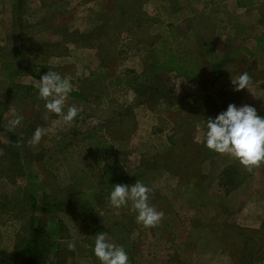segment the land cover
Instances as JSON below:
<instances>
[{
    "label": "rangeland",
    "instance_id": "rangeland-1",
    "mask_svg": "<svg viewBox=\"0 0 264 264\" xmlns=\"http://www.w3.org/2000/svg\"><path fill=\"white\" fill-rule=\"evenodd\" d=\"M238 1L245 2L0 0V194L15 198L23 190L40 201L44 193L72 201L56 214L37 211L35 221L46 239L37 264H94L89 247L100 231L123 245L135 264H247L249 251L257 255L254 264H264V164L249 172L229 155L204 152V144L195 139V123L215 117L230 103L264 111V0L248 6ZM78 29L86 31L80 34ZM152 44L173 49L187 68L180 74L163 73L169 93L165 104L154 109L158 120L154 118L151 137L144 139L150 124L140 120L144 107L137 90L144 78L150 83L154 76ZM62 55L70 56L63 63L67 74L94 76L93 83L85 82L92 96L81 103L76 127L46 110L38 85L16 86L27 82L23 75L33 68L39 72L36 64L63 73L58 61ZM116 71L123 78L114 84L109 76ZM243 72L251 76V87L234 91L231 79ZM134 98L139 104L125 108ZM120 109L125 114L113 120L112 112ZM17 116L20 123L9 130L8 121ZM160 119L165 120L162 130L157 129ZM105 124L109 132L103 137L112 146L99 150L97 138L82 141L93 126L102 132ZM38 126L46 135L31 145ZM72 129L81 132L73 131L74 136ZM9 131L24 146L13 144ZM159 152L173 155V170L144 175L145 165ZM100 153L113 164H124L128 185L140 181L152 188L150 203L164 214L156 227L137 223L128 207H112L108 195L100 192L101 163L95 158ZM230 165L236 168L235 183L226 191L220 181ZM31 230L26 218L0 217V264L22 262ZM71 241L74 251L67 246Z\"/></svg>",
    "mask_w": 264,
    "mask_h": 264
},
{
    "label": "clouds",
    "instance_id": "clouds-1",
    "mask_svg": "<svg viewBox=\"0 0 264 264\" xmlns=\"http://www.w3.org/2000/svg\"><path fill=\"white\" fill-rule=\"evenodd\" d=\"M39 81L38 96L45 102L46 110L62 117L65 122H73L83 108L75 104L66 105L70 93L75 90L72 82L51 70L42 75ZM231 84L234 91L249 90L252 78L247 72H243L237 78L231 79ZM19 123L18 116L10 119L9 130H14ZM194 127L197 143H203L207 149L216 153L229 155L247 171L251 172L264 164V116L259 115L254 106L230 103L226 110L215 117L196 122ZM44 135L45 130L38 126L28 143L36 145ZM152 191V188L140 181L132 185L114 184L108 200L114 208L128 207L135 213L137 223L152 228L160 223L164 215L150 203ZM67 246L70 251H74L76 243L71 241ZM92 251L100 264H130L129 254L124 246L112 242L103 231L96 233Z\"/></svg>",
    "mask_w": 264,
    "mask_h": 264
},
{
    "label": "trees",
    "instance_id": "trees-1",
    "mask_svg": "<svg viewBox=\"0 0 264 264\" xmlns=\"http://www.w3.org/2000/svg\"><path fill=\"white\" fill-rule=\"evenodd\" d=\"M245 2L238 1L239 6H248V5H254L256 4V0H244ZM24 0H20V4H23ZM81 36V35H80ZM261 43V40H260ZM154 44L150 45V53L152 54V65L154 66V69H152V72L154 73V76L150 83H148L147 78H144L143 83H139V88L137 90V100L141 101L142 104H146L149 107H153V104L157 105L159 103L164 102V96L169 93L168 87H166L165 83V77L164 72H175L177 74L182 73L183 70L187 68L186 63L183 61V58L179 56V54L175 53L174 50H162L155 47ZM24 49L23 44L20 45V52L22 53ZM240 54V52H239ZM28 64H31V62H28ZM34 65V64H33ZM35 68L38 69L39 72H36L34 68L31 71V73H34L38 77H41L42 75L46 74L49 69H53L47 65L44 64H36ZM29 70V68H26ZM147 73V72H144ZM143 74H141L142 77ZM145 76V75H144ZM123 78L122 75L115 76L111 81H115L114 84L120 83L117 81H121ZM113 83V82H112ZM137 85V84H136ZM135 85V86H136ZM143 88V89H141ZM171 88V87H170ZM72 95L74 97L79 98H85L84 95L73 92ZM258 114L261 116H264V111L257 110ZM3 122V114H0V123ZM165 123L162 119H160V125L157 127V129L162 130V126ZM8 134L10 135L11 142L13 144H17L24 146L23 139L20 138L17 134H15L13 131H9ZM104 135H100L99 137L94 135L93 139L97 138V146L99 150H103L105 147L112 146L111 142L107 140V137L104 138ZM101 137H103L101 139ZM206 153L214 152L206 148ZM208 153V154H209ZM175 154V152L173 153ZM177 156V155H176ZM174 156V158H176ZM178 157V156H177ZM207 157V154L205 155ZM98 159V162L101 163V168L99 170V180L97 184L101 186L100 192L102 194H106L109 196L110 190L114 187V184H129L130 178L126 172V168L124 164L121 162L114 161V164L112 163V160L108 158L107 154L100 153L98 156L95 157ZM172 157H170L169 154H161L160 152L157 153V156H155L153 159H151L144 168V171L142 172L144 175L148 176H155L161 172H171L173 170V167H171L172 163ZM232 158V157H231ZM234 159V158H233ZM114 166H113V165ZM189 166V165H188ZM236 173L235 165L227 166L224 169V180H221L220 183L224 185V189L227 191L230 189L232 185H234L235 180L232 178L233 175ZM18 196L15 198H9L6 195L0 194V217L3 215H10L13 218H26L29 220V224L31 227V236L26 244L25 247V253L23 255L22 262L20 264H37V257H40L41 260H43L42 251H43V244L45 239V230L43 226L38 222L35 221L36 213L37 211H41L44 215H52L56 214L66 208H68L72 201H64L61 198L53 197L49 195L48 193L43 194L42 201L39 200V198L36 195H33L31 193H26L23 190H18ZM92 244H90V250L92 251ZM252 255L247 264H254L256 260V256L254 255L252 251H249ZM129 259L132 262L131 264H135V259L133 255L128 252ZM91 258L94 262V264H99L100 262L98 259L94 256L93 251L90 253ZM240 259L243 261L245 259V256H241ZM245 261V260H244Z\"/></svg>",
    "mask_w": 264,
    "mask_h": 264
},
{
    "label": "crops",
    "instance_id": "crops-1",
    "mask_svg": "<svg viewBox=\"0 0 264 264\" xmlns=\"http://www.w3.org/2000/svg\"><path fill=\"white\" fill-rule=\"evenodd\" d=\"M94 13H96V12H94ZM93 13V14H94ZM93 22V21H92ZM78 31L80 32V34H84V31H86V30H80V29H78ZM88 31V30H87ZM83 37H85V35H82ZM73 48H75V49H78V50H83L84 51V53H88V51H90L91 53H96L98 50H94V49H92V48H89L88 49V51L86 52V50H85V48H79V47H73V46H70V49L72 50ZM74 49V50H75ZM74 52V51H73ZM99 52V51H98ZM70 58V56L69 55H62L61 56V59H59L58 61H60V63L63 65V63H67V58ZM49 63V62H48ZM50 65H56V64H50ZM64 65H66V64H64ZM63 65V66H64ZM101 67H103L104 68V66H101ZM106 69H108V67L106 66L105 67ZM123 71V70H122ZM122 71L120 72V71H116V72H112L111 73V75L109 76L110 78H112V77H115V75H117L118 73L120 74V73H122ZM59 73V72H58ZM30 74V75H29ZM33 75V76H32ZM62 77H66V78H68L72 83L74 82V80L75 79H80L81 78V80H80V83L79 84H77L76 86L74 85V88H75V90L73 91V92H78V93H80V94H82V95H84L85 96V98H79V97H74L73 95H72V93H70V97H71V100H70V97L68 98V100H67V104L66 105H68V101H70V103H69V105H72V104H75L76 106H78V107H81L83 104H81L83 101L85 102V101H89L90 100V96H92V93H90L89 91H87L86 90V88H85V82H91V83H93L92 82V77H94V76H91L90 74H89V76L88 75H84V76H77L76 78H75V76H73V74L71 75V74H67V68H65V66H64V68H63V73H61L60 74ZM23 77L24 78H26V79H28L27 80V82H22V81H20L19 83H17V87H22V86H20V85H25L26 83H28V85H30V84H32V85H34V86H36V85H39V83H40V81H39V79H40V77H38L37 75H35L34 73H26V74H24L23 75ZM110 80V79H109ZM33 81V82H32ZM24 83V84H23ZM74 84V83H73ZM107 85H109L110 86V84H109V81H108V84ZM94 87V86H93ZM23 88V87H22ZM93 97L94 98H96V99H99L101 96H99V95H93ZM135 99V101L133 102V100L132 101H130V105L128 106V104L126 103L125 104V108H128V107H130V109H132L133 108V106H134V104L133 103H136L135 105H138L139 103H138V101L136 100V98H134ZM121 102H123L122 100H121ZM161 104H163V102L162 103H159V104H157V105H155V107H148V105H146V104H143L142 105V107H144L143 109V111H144V113H143V115L141 116L140 115V120H145L146 121V123L147 124H150L149 126H148V131H147V133H146V136H144V139H149L150 137H151V135L150 134H152V132H153V128L155 127V125H156V123L154 122V118L156 119V120H158V113L156 112V110H154L155 108H156V106H159V105H161ZM176 104H178V103H176ZM164 105V104H163ZM121 107L122 106H124V105H120ZM174 107L177 109V107L178 106H175V104H174ZM124 108V109H125ZM124 109H120V110H117V112H112V113H114L115 114V116L114 115H112V117L114 116V118H113V120H115V119H118V117L119 116H122L123 114H125L124 112L125 111H123ZM67 110V108H65V111ZM120 114V115H119ZM152 115V116H151ZM138 117V116H137ZM60 118V117H59ZM163 119H168V121H170V119L169 118H163ZM76 120L77 119H75L74 121H73V126L74 127H76L74 124H75V122H76ZM119 120V119H118ZM165 121V120H164ZM158 122V121H157ZM172 123H173V121H171ZM72 123V122H71ZM113 123V122H112ZM107 124V123H106ZM106 124L104 125V127L103 128H105V130H103L102 132L101 131H99V128H100V126H98V125H96V126H93L91 129H90V131H87V135H84L83 136V138H82V141H84V140H86V139H93V136L94 135H96V136H100V135H102V134H104V133H107V131L109 132V130L107 129V126H106ZM72 125V124H71ZM72 126V127H73ZM73 131L75 132H77L76 133V135H78V134H80V129H77V130H74V129H72V130H70V132L72 133V134H74L73 133ZM59 134H60V136H62L63 137V140H66L67 141V143L68 144H71V142H73L72 140H68L67 139V137L68 136H66L67 134H66V132L64 133V131H60L59 132ZM75 134H74V136H76ZM105 135V134H104ZM150 136V137H149ZM107 138H108V136H107ZM109 139V138H108ZM57 154V153H56ZM43 159V158H42ZM46 166H47V164L45 165L44 163H43V168L44 169H47L46 168Z\"/></svg>",
    "mask_w": 264,
    "mask_h": 264
}]
</instances>
